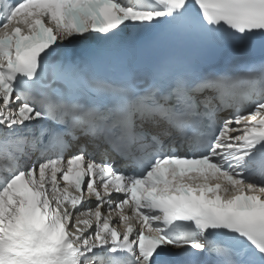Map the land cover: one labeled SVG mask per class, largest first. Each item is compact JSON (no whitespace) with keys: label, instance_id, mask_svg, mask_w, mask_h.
<instances>
[{"label":"snow or ice","instance_id":"1","mask_svg":"<svg viewBox=\"0 0 264 264\" xmlns=\"http://www.w3.org/2000/svg\"><path fill=\"white\" fill-rule=\"evenodd\" d=\"M0 264H264V0H0Z\"/></svg>","mask_w":264,"mask_h":264},{"label":"bare ground","instance_id":"2","mask_svg":"<svg viewBox=\"0 0 264 264\" xmlns=\"http://www.w3.org/2000/svg\"><path fill=\"white\" fill-rule=\"evenodd\" d=\"M116 221H115V219H114V221H113V223H115Z\"/></svg>","mask_w":264,"mask_h":264}]
</instances>
